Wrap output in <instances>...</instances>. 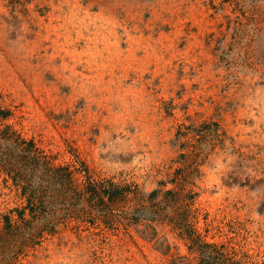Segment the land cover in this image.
I'll return each instance as SVG.
<instances>
[{
  "label": "rangeland",
  "instance_id": "rangeland-1",
  "mask_svg": "<svg viewBox=\"0 0 264 264\" xmlns=\"http://www.w3.org/2000/svg\"><path fill=\"white\" fill-rule=\"evenodd\" d=\"M0 109L56 163L129 191L0 260L199 264L179 214H135L157 189L162 206L185 194L203 241L264 264V0H0ZM24 204L0 173V217Z\"/></svg>",
  "mask_w": 264,
  "mask_h": 264
},
{
  "label": "trees",
  "instance_id": "trees-1",
  "mask_svg": "<svg viewBox=\"0 0 264 264\" xmlns=\"http://www.w3.org/2000/svg\"><path fill=\"white\" fill-rule=\"evenodd\" d=\"M10 115V110L0 109V173L19 189L25 204L15 209V220L9 214L0 217V250L10 249L17 253L27 242L39 241L45 233L54 230L55 221L60 215L86 209L83 202L88 204L89 209L99 211V206L104 202L103 197L125 198L129 191L115 187L112 183L110 187L114 188H100L86 165L73 167L56 163L54 157L40 148L33 138L25 137L12 124L6 123ZM213 124V132H216L217 123ZM157 193V189L151 191L147 200H152V204L142 205L135 210V214L137 212L139 215L140 211L148 209L152 213L151 219L168 217L166 210L179 214L174 227L179 228L198 251L199 264H245L241 257H237L234 251L227 250L225 245L205 242L195 230L189 229L186 215L182 211L180 216L181 207L177 203L179 197L182 200L181 195L185 194L180 195L179 192L166 189L165 193L177 194L162 206V200L155 201ZM12 259L13 256L4 255L0 264H11Z\"/></svg>",
  "mask_w": 264,
  "mask_h": 264
}]
</instances>
